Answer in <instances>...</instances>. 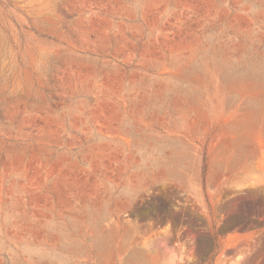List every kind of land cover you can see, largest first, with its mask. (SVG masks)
Segmentation results:
<instances>
[{"label": "rangeland", "instance_id": "374dc122", "mask_svg": "<svg viewBox=\"0 0 264 264\" xmlns=\"http://www.w3.org/2000/svg\"><path fill=\"white\" fill-rule=\"evenodd\" d=\"M0 264H264V0H0Z\"/></svg>", "mask_w": 264, "mask_h": 264}]
</instances>
